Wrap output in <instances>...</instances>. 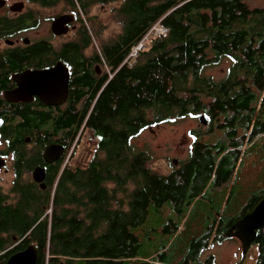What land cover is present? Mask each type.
Instances as JSON below:
<instances>
[{
    "label": "trees",
    "instance_id": "16d2710c",
    "mask_svg": "<svg viewBox=\"0 0 264 264\" xmlns=\"http://www.w3.org/2000/svg\"><path fill=\"white\" fill-rule=\"evenodd\" d=\"M251 1L62 0L84 11L91 4L120 2L121 29L94 54V63L108 69L104 76H96L95 64L86 63L91 37L85 25L63 45L71 69L67 106L58 125L66 154L87 129L98 140L100 156L75 169H62L63 161L49 182L45 209L24 222L19 238L36 245V264L170 263L167 246L141 258V240L132 229L145 222L150 206L169 203L178 214L190 213L213 186L229 181L241 142L264 134V5L250 7ZM156 24L167 34L149 37L133 64L125 63ZM224 58L231 63L224 78L204 75ZM197 113L209 118L208 132L224 130L226 138L206 144L199 141L203 135L191 132L187 160L168 174L150 168L149 153L136 149L132 139L148 127ZM263 196L253 195L239 216L222 218L215 235L208 231L190 243L189 256L196 264H215L213 255L203 261L202 253L228 239L229 228ZM14 224L0 222L7 241L17 234ZM178 229L164 227L165 232ZM253 244L258 247L255 264H264V228ZM5 248L2 241L0 253ZM14 252L2 255L0 264ZM178 263L189 264L186 258Z\"/></svg>",
    "mask_w": 264,
    "mask_h": 264
},
{
    "label": "rangeland",
    "instance_id": "374dc122",
    "mask_svg": "<svg viewBox=\"0 0 264 264\" xmlns=\"http://www.w3.org/2000/svg\"><path fill=\"white\" fill-rule=\"evenodd\" d=\"M120 2L105 4H91L85 11L79 6L76 9L68 7L63 2L51 9L41 12L43 16L37 23L35 30H31L26 37H52L49 32L48 19L58 14L74 12L79 20L68 34L60 37L57 41L66 42L76 39V30L82 24L85 25L91 37V45L84 51L85 55L99 53L102 44L110 42L121 29V20L117 13ZM250 7L264 5V0L248 2ZM153 35H150L151 37ZM147 42L142 43L144 46ZM143 48L137 51L140 52ZM228 59H222L218 65L207 67L204 75L211 76L215 81L225 77L230 66ZM103 72L108 69L101 66ZM204 116V117H203ZM206 120V124L200 122V118ZM209 120L204 113H197L178 120L175 123L160 124L148 127L139 132L132 139L136 149L149 153L151 160L148 166L160 174L170 173L179 162L189 158L193 139L191 132L203 135L199 138L203 143L215 144L226 138L224 130H210ZM240 130V129H238ZM208 132V133H207ZM243 135L240 130L237 138ZM97 138L90 131L82 130L75 143L67 152L63 165L85 166L94 157L100 156L97 152ZM240 150L235 163V169L231 178L225 184L213 186L207 198L194 204L193 210L187 214H178L169 203L161 208L150 206L145 222L133 228L132 231L140 238L141 247L139 256L147 258L154 256L155 252L167 246L169 264H179L182 259H187L189 264H196L190 254V243L203 237L208 231L216 234V229L222 218L239 216L248 200L253 195L264 193V134L255 138L252 142L245 139L241 142ZM235 153L231 157H235ZM176 161V163L174 162ZM175 163V164H174ZM9 177H3L0 185L6 190ZM47 210L46 213H48ZM216 220V223H213ZM166 224L173 230L178 226V231L165 232ZM211 227L213 229L211 230ZM258 247L252 244L245 255L242 254L241 244L236 238H228L221 243L211 244L205 250L201 259L204 261L209 255L215 257V264H255Z\"/></svg>",
    "mask_w": 264,
    "mask_h": 264
},
{
    "label": "flooded vegetation",
    "instance_id": "af4514ba",
    "mask_svg": "<svg viewBox=\"0 0 264 264\" xmlns=\"http://www.w3.org/2000/svg\"><path fill=\"white\" fill-rule=\"evenodd\" d=\"M59 3L62 0L52 3L48 0H0V181L5 176L10 179L6 190L0 185V222L13 220L15 224L12 226L17 230L11 241L0 233V243L4 241L6 246L0 258L12 251L15 252L11 255L22 252L29 246L37 249L32 243L25 244L19 233L24 222L35 219L45 209L49 182L66 156V144L58 125L68 96L59 105H47L35 95L18 101L7 96L19 87L15 77L26 72L45 71L62 63L71 77L70 66L63 58V45L69 41H57L64 35L54 34L52 22L61 15H72L69 33L79 20L76 13L58 14L48 19L50 38L26 37L28 32L36 29L41 20L39 16H43L41 12ZM84 57L88 59V65L95 64L96 76H104L106 72L99 69L101 65L94 63V54H84ZM66 58L69 59V55ZM211 127L214 128V124ZM49 147L57 149L46 156ZM68 167L75 169L77 165ZM37 177L41 181H37Z\"/></svg>",
    "mask_w": 264,
    "mask_h": 264
},
{
    "label": "water",
    "instance_id": "95a60500",
    "mask_svg": "<svg viewBox=\"0 0 264 264\" xmlns=\"http://www.w3.org/2000/svg\"><path fill=\"white\" fill-rule=\"evenodd\" d=\"M72 15H61L52 22V31L56 35H66L68 33V24L72 22ZM19 84L18 89L7 93V96L13 101L26 100V97L38 96L42 102L47 105H59L64 103L68 96L70 74L68 68L58 63L55 68L26 72L23 75L15 77ZM200 122L204 125L206 120L201 117ZM55 147H49L46 150V156H49ZM49 161V160H48ZM176 163V161H174ZM174 163V164H175ZM37 181L41 178L37 177ZM264 228V196L255 204V206L242 217H240L227 231V238H236L239 240L242 248V254L245 255L257 238L258 232ZM38 251L34 246H29L26 250L11 255L5 264H36Z\"/></svg>",
    "mask_w": 264,
    "mask_h": 264
},
{
    "label": "built area",
    "instance_id": "2783aa9c",
    "mask_svg": "<svg viewBox=\"0 0 264 264\" xmlns=\"http://www.w3.org/2000/svg\"><path fill=\"white\" fill-rule=\"evenodd\" d=\"M166 34H167L166 28L162 27L159 24H156L155 26H153L152 29L150 30V32L147 34V36L144 37L142 42L132 50L129 57L126 59L125 63H130L131 65L133 64V62L135 61L137 54H138L137 51L140 50L141 48L145 47L142 43L148 41L150 35L165 36Z\"/></svg>",
    "mask_w": 264,
    "mask_h": 264
},
{
    "label": "bare ground",
    "instance_id": "6f19581e",
    "mask_svg": "<svg viewBox=\"0 0 264 264\" xmlns=\"http://www.w3.org/2000/svg\"><path fill=\"white\" fill-rule=\"evenodd\" d=\"M204 117V116H203Z\"/></svg>",
    "mask_w": 264,
    "mask_h": 264
}]
</instances>
